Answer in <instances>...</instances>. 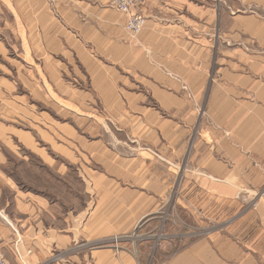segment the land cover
<instances>
[{"label": "crops", "instance_id": "0c3cea01", "mask_svg": "<svg viewBox=\"0 0 264 264\" xmlns=\"http://www.w3.org/2000/svg\"><path fill=\"white\" fill-rule=\"evenodd\" d=\"M49 5L43 0H26L25 4L0 0V15L3 11L9 15L4 16L5 24L6 17L13 19L22 55L29 65L37 59L45 73H73V80L80 81V85L85 79L90 85L84 90L70 86L80 92L92 91L91 85L100 87L97 80L100 77L105 81L106 74L108 88L118 89L117 85L111 86L110 79L113 82L120 79L128 91L132 87L140 89L131 92L129 102L142 104L150 99L158 111H162L159 100L166 103L161 93L165 92L161 91L164 86L170 92L167 99L173 103L183 98L179 95L182 86L191 90L195 101L202 91L207 112L198 123V137L192 146L193 186L203 196L211 194L212 185L220 186L224 196L219 199L227 198L228 185L251 186L249 193L253 199L256 202L262 199L264 193L258 195V189L264 185V49L252 48L247 53L239 48L240 56L232 62L228 60L226 43L227 36L252 39L264 36V0H145L141 8L146 17L145 27L134 39L123 28L126 16L110 8L108 0H56ZM3 48L0 41V70L5 67L16 72L20 53L14 54L16 58L12 60L17 62L14 64L9 62L12 61L9 51L3 52ZM3 76L0 74V96ZM6 85L10 87L9 80ZM58 86L69 89L61 78ZM147 88L152 92L146 91ZM171 109H175L173 105ZM145 115L134 118L138 122L151 118L156 121L155 115ZM167 121L157 118L159 127H164ZM173 123L179 129L178 123ZM194 124L197 125V119L189 124V133ZM2 126L0 123V133ZM63 129L68 134L69 130ZM90 145L87 147L96 154L111 151L100 137ZM63 148L68 150L63 145L59 152ZM38 149L45 152L40 157H47L43 148ZM34 150L29 151L36 153ZM8 152L0 146V248L11 264H119L109 248L63 255L79 239L88 238L87 242L97 239L93 235L100 231L101 225L103 231L113 232V216L107 214L99 223L98 212L92 215L93 211L86 212L88 208H66L48 192L33 189L5 166ZM43 163L50 166L45 160ZM69 166H64V171ZM110 183L117 185L118 192L115 196L106 191L108 200H147V191L141 185L119 188L117 180ZM157 195L149 197L156 200ZM236 196L237 193L229 197ZM254 209L236 216L256 213L255 221L264 223V211ZM261 224H250V230L254 231L250 240L242 233L234 242L227 241L234 244L237 258H245V263L253 260L260 264L258 258L264 257ZM225 243L219 244L221 250ZM192 244L172 258L179 263L186 256L177 258L181 250L190 251ZM54 254L57 257H52ZM216 262L227 264L219 257Z\"/></svg>", "mask_w": 264, "mask_h": 264}, {"label": "rangeland", "instance_id": "374dc122", "mask_svg": "<svg viewBox=\"0 0 264 264\" xmlns=\"http://www.w3.org/2000/svg\"><path fill=\"white\" fill-rule=\"evenodd\" d=\"M16 1L26 3V0ZM4 16L9 15L4 11L0 15L3 52L9 51L11 60L16 58L14 54L20 53L16 72L5 67L3 71L0 70L5 80L0 96V123L3 125L0 146L10 151L5 166L24 183L35 190L48 192L52 199L60 200L66 208H88L86 212L93 211L92 215L98 212L99 217L95 219L99 223H102L105 215L113 216V232L103 231L101 225L100 231L93 235L97 239L93 242H87L88 238L79 239L63 255L84 253L91 248H109L119 264H221L216 262V257L227 264H257L253 260L245 263V258H237L234 244L227 241L231 239L234 242L242 233H246L250 240L254 232L250 226L261 224L254 219L256 213L254 217L251 212L243 217L236 215L250 208L264 211V196L256 202L253 194L249 193L251 186L228 185L227 198L219 199L224 196L220 186L212 185L211 194L206 196L193 186L192 146L198 137V123L202 122L207 112L202 91L195 101L191 90L182 86L179 95L183 98L173 103L170 98L167 99L170 92L164 86L161 91L165 92L161 93L166 97V103L164 99L159 100L162 111H158L155 102L150 99L142 104L129 102L131 92L136 93L140 89L132 87L130 92L122 80L113 82L110 77L111 86L117 85L118 89L108 88L106 74L105 81L100 77L97 80L100 87L91 85L92 91L80 92L70 87L76 85L84 90L90 85L80 74L83 85L73 80V73L43 72L37 59L29 65L22 55L20 37L17 36L13 19L6 17L5 24ZM253 38L227 36L228 60L235 62L239 58V48L247 53L252 48L264 49V36ZM2 60L5 61L6 57ZM9 62L17 63L14 60ZM55 77L68 83L69 89H60L59 79ZM8 80L10 87L6 85ZM146 91L152 92L149 88ZM19 94L24 96L19 97ZM125 98L128 103H121L122 100L126 101ZM172 105L174 110H170ZM146 113L155 115L156 121L151 118L138 122L134 118L146 116ZM157 118L168 121L164 127H159ZM192 119H197V125H192L189 133ZM173 121L178 123L179 129L176 130ZM63 128L70 132L64 133L66 130ZM65 134L73 137H65ZM98 137L111 148L110 152L96 154L87 147ZM63 145L68 150L63 148L61 153L59 151ZM26 147L35 149L36 153L26 150ZM38 148H43L47 157H40L45 152L41 153ZM64 166H69L67 171H64ZM114 180L119 183V188L141 185L147 191V200H108L106 191L115 196L118 192L117 185L110 183ZM258 192V195L264 193V185L259 187ZM236 193L235 199L229 197ZM156 194V200L149 197ZM193 242L196 243L193 245ZM224 242L221 250L219 244L223 245ZM189 244H192L191 250H181L178 255L177 258L186 255L179 263L172 258L174 253ZM263 262L264 257L258 258V263Z\"/></svg>", "mask_w": 264, "mask_h": 264}, {"label": "built area", "instance_id": "2783aa9c", "mask_svg": "<svg viewBox=\"0 0 264 264\" xmlns=\"http://www.w3.org/2000/svg\"><path fill=\"white\" fill-rule=\"evenodd\" d=\"M54 2L56 0H46ZM145 0H108L109 5L119 13L125 14L126 21L124 29L130 37L134 38L140 34L144 27L145 17L140 11ZM0 264H11L0 248Z\"/></svg>", "mask_w": 264, "mask_h": 264}]
</instances>
